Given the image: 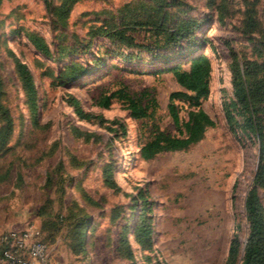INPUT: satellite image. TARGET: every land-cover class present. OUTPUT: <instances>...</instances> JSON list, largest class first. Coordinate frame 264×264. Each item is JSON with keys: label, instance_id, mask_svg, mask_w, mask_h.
<instances>
[{"label": "rangeland", "instance_id": "obj_1", "mask_svg": "<svg viewBox=\"0 0 264 264\" xmlns=\"http://www.w3.org/2000/svg\"><path fill=\"white\" fill-rule=\"evenodd\" d=\"M61 2L0 4V102L12 125L0 152V240L10 231L36 229L56 264H224L236 237L239 264L248 233L245 198L260 148L255 137L232 129L225 103L233 100V53L264 62L263 0H80L65 23L56 16ZM252 3L257 26L244 32ZM156 8L169 12L168 23L200 24L191 38L165 47L144 46L140 32L134 33L137 45L96 32L110 25L132 32L135 21L156 23ZM28 33L40 36L52 56L40 53ZM201 53L212 65L201 107L215 124L186 148L142 158L141 147L158 133L179 135L169 95L182 87L166 69L187 68ZM13 54L32 73L34 108ZM72 63L89 72L68 79L62 72ZM119 90L141 99L150 116L134 119L116 97L108 107L98 104ZM70 97L95 118L81 119ZM175 104L183 123L191 105L181 99ZM235 115L241 123L242 115ZM6 124L0 111V129ZM108 167L115 186L105 182ZM258 195L264 212V186ZM142 207L151 224L148 249L134 234ZM124 234L131 256L120 248Z\"/></svg>", "mask_w": 264, "mask_h": 264}, {"label": "trees", "instance_id": "obj_2", "mask_svg": "<svg viewBox=\"0 0 264 264\" xmlns=\"http://www.w3.org/2000/svg\"><path fill=\"white\" fill-rule=\"evenodd\" d=\"M78 1L80 0H62L56 9L57 19L61 23H65L67 13ZM1 2L2 0H0V4ZM253 6L254 3L245 10L243 20L244 32L253 31L257 26ZM154 17L157 18L156 23H149L150 19L145 23L135 21L134 24L138 27H134L132 32H128L127 28L116 25L99 27L96 32L127 45H137L134 33L140 32L144 46L148 48L165 47L177 45L183 39L191 38V34L200 24L196 19H183L168 23L169 12L161 8H156ZM27 38L40 53L48 57L52 56L48 45L40 36L28 33ZM261 39V45L264 48V27ZM12 56L28 101L31 107L34 108L37 100V90L32 73L26 63L16 55L13 54ZM98 63L103 62L100 60ZM230 66L232 71L233 100L229 104L225 103L226 116L232 125V129L238 126L249 137H255L260 148L257 169L252 180V185L245 198L248 233L239 258V264H264V212L258 195V189L264 186V116L261 117L259 114V111H264V62L259 63L256 60L240 59L237 54L233 53ZM166 70L173 74L178 84L182 87V90L173 91L169 95V111L174 124L179 130V135H170L164 132L158 133L151 141H148L141 147L140 154L145 159L151 158L156 153L164 150L186 148L190 144L200 140L207 127L215 124L214 120L201 107V98L206 97L210 93L211 87L212 65L208 55L204 53L194 55L187 68H184L182 65H174ZM87 72H89V69L84 65L72 63L62 72V75L68 79H75ZM112 97L121 100L134 119L145 118L151 114L149 107L144 105L141 99L135 98L123 90L116 91L111 96H102L98 104L108 107ZM176 99L187 100L191 105L187 120L183 123L180 120L178 107L175 104ZM69 102L81 119L91 121L95 118L91 113L83 111L77 99L70 97ZM231 107H233L232 110ZM235 110L242 115L241 123L236 119ZM0 111L3 112L7 121V124L0 129L1 152L2 148L9 141L12 125L8 111L3 107L1 102ZM105 175L106 184L115 186L109 167L106 168ZM134 234L137 243L143 249L151 247L150 217L146 214L143 207L134 228ZM40 239L49 245L48 241L43 239L41 235ZM120 243V248H123L131 256V251H128L129 241L125 234L122 236ZM1 250L2 246L0 242V252ZM238 256L239 241L234 237L230 242L224 264H238Z\"/></svg>", "mask_w": 264, "mask_h": 264}, {"label": "built area", "instance_id": "obj_3", "mask_svg": "<svg viewBox=\"0 0 264 264\" xmlns=\"http://www.w3.org/2000/svg\"><path fill=\"white\" fill-rule=\"evenodd\" d=\"M0 242V264H56L50 258V246L36 229L10 231Z\"/></svg>", "mask_w": 264, "mask_h": 264}]
</instances>
